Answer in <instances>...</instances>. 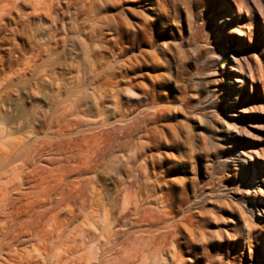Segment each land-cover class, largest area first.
Here are the masks:
<instances>
[{
	"label": "rangeland",
	"instance_id": "374dc122",
	"mask_svg": "<svg viewBox=\"0 0 264 264\" xmlns=\"http://www.w3.org/2000/svg\"><path fill=\"white\" fill-rule=\"evenodd\" d=\"M60 2L64 11L73 10ZM196 4L187 11L175 0H97V12L107 17V22H99V43L107 47L109 62L118 61L112 80L119 89L116 95L110 92L115 97L109 102L102 99L92 105L91 99L82 107L93 106L91 116L81 114L80 119L99 120L105 106H117L108 123L121 137L123 113L128 118L148 113L142 140L136 132L129 139L121 137L122 145L98 169L99 181L116 195L119 178L140 171L139 158L130 147L143 143L152 198L168 205L177 217L175 249L183 264H208L215 253L224 257L223 264H264V235L258 233V227L264 229V205L258 202L264 198V0ZM14 17L15 13L10 19ZM12 28L22 26L8 24L0 34L2 59L15 58L16 48L24 45L10 33ZM87 48L69 33L58 50L64 49L54 69L57 77L72 78L73 60ZM52 91H44L45 107L53 101ZM80 91L61 86L57 107L67 104L60 99ZM33 105L29 101L22 107L29 111ZM205 213L206 230L222 247L209 246L199 230L180 221L191 214L203 223Z\"/></svg>",
	"mask_w": 264,
	"mask_h": 264
},
{
	"label": "bare ground",
	"instance_id": "6f19581e",
	"mask_svg": "<svg viewBox=\"0 0 264 264\" xmlns=\"http://www.w3.org/2000/svg\"><path fill=\"white\" fill-rule=\"evenodd\" d=\"M64 1L65 8L73 10L64 11L60 0H0V34L8 24L22 26L10 33L24 41L13 53L15 58H0V264H183L175 249L177 217L168 205L152 198L143 143H129L140 171H131L127 158L133 173L119 178L116 195L99 181L98 169L122 145L121 137L129 139L136 132L142 140L148 113L128 118L121 110V137L108 123L117 106H105L99 120L80 119L81 114L91 116L93 106L82 109L91 99L98 105L117 94L119 85L112 79L118 61L109 62L107 47L99 43L100 23L107 17L97 12V0ZM175 1L188 11L198 0ZM69 33L88 48L73 60L75 75L58 78L54 69L64 49L58 50ZM226 63L222 51V65ZM231 79L236 80L232 75ZM61 86L81 89V94L60 99L67 104L57 107ZM48 87L53 101L45 107ZM110 92H116L114 97ZM29 101L34 105L25 111L22 105ZM85 126L93 127L81 130ZM258 202L264 205V198ZM252 213L255 221L253 209ZM207 216L203 223L191 214L180 221L199 230L209 246L222 247L206 230ZM262 228L258 233L264 235ZM217 256L208 264H223L224 257Z\"/></svg>",
	"mask_w": 264,
	"mask_h": 264
}]
</instances>
